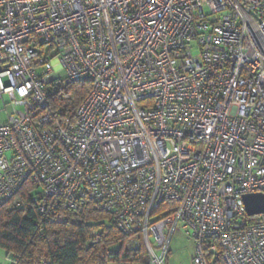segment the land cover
Wrapping results in <instances>:
<instances>
[{"label":"built area","instance_id":"2783aa9c","mask_svg":"<svg viewBox=\"0 0 264 264\" xmlns=\"http://www.w3.org/2000/svg\"><path fill=\"white\" fill-rule=\"evenodd\" d=\"M4 96L0 208L30 183L42 221L105 214L150 264L179 226L193 264H264V0H0Z\"/></svg>","mask_w":264,"mask_h":264},{"label":"trees","instance_id":"16d2710c","mask_svg":"<svg viewBox=\"0 0 264 264\" xmlns=\"http://www.w3.org/2000/svg\"><path fill=\"white\" fill-rule=\"evenodd\" d=\"M87 92V84H70L51 106L72 117ZM33 192L29 183L0 208V249L8 264H150L142 242L127 248L128 238L105 214L85 210L79 223L42 221ZM213 261L223 264L219 255Z\"/></svg>","mask_w":264,"mask_h":264},{"label":"rangeland","instance_id":"374dc122","mask_svg":"<svg viewBox=\"0 0 264 264\" xmlns=\"http://www.w3.org/2000/svg\"><path fill=\"white\" fill-rule=\"evenodd\" d=\"M193 52L197 53L195 50H193ZM62 76L63 73L61 72L59 77ZM13 110L21 111V107L11 106L7 97L4 96L0 100V121L7 120ZM168 250L169 252L165 264H193L192 260L195 255L194 242L190 237L184 234V231L180 226L173 233ZM0 264H8L5 253L2 249H0Z\"/></svg>","mask_w":264,"mask_h":264},{"label":"water","instance_id":"95a60500","mask_svg":"<svg viewBox=\"0 0 264 264\" xmlns=\"http://www.w3.org/2000/svg\"><path fill=\"white\" fill-rule=\"evenodd\" d=\"M242 201L248 216L264 214V196L262 194L244 195Z\"/></svg>","mask_w":264,"mask_h":264},{"label":"crops","instance_id":"0c3cea01","mask_svg":"<svg viewBox=\"0 0 264 264\" xmlns=\"http://www.w3.org/2000/svg\"><path fill=\"white\" fill-rule=\"evenodd\" d=\"M168 252H169V250H168ZM170 255V254H169Z\"/></svg>","mask_w":264,"mask_h":264}]
</instances>
